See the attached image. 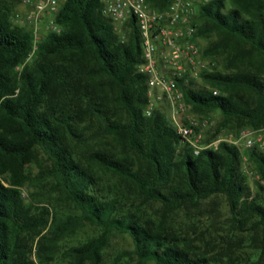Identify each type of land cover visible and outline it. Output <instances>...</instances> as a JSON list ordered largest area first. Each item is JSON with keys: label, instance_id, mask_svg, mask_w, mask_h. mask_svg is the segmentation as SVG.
I'll list each match as a JSON object with an SVG mask.
<instances>
[{"label": "trees", "instance_id": "obj_1", "mask_svg": "<svg viewBox=\"0 0 264 264\" xmlns=\"http://www.w3.org/2000/svg\"><path fill=\"white\" fill-rule=\"evenodd\" d=\"M146 2L162 11L170 0ZM12 12L0 0V264H51L62 241L87 225L98 233L62 252L69 264H103L120 234L133 249L110 264H238L167 225L169 215L201 212L219 198L231 225L251 230L258 252L249 264H264V148L242 155L222 140L195 155L160 109L146 116L138 30L132 19L123 40L100 0H65L54 17L59 32H48L33 53L31 31ZM195 24L213 68L198 89L183 90L184 100L197 114L221 117L201 144L221 129L237 137L264 128V0H213ZM154 203L157 219L144 216Z\"/></svg>", "mask_w": 264, "mask_h": 264}, {"label": "built area", "instance_id": "obj_2", "mask_svg": "<svg viewBox=\"0 0 264 264\" xmlns=\"http://www.w3.org/2000/svg\"><path fill=\"white\" fill-rule=\"evenodd\" d=\"M64 1L21 0L24 9L15 12L13 20L31 31L32 53L48 32H59L54 17ZM100 1L102 14L110 20L116 32L121 33L132 19L138 30L143 58L138 72L146 77L148 88L144 114L149 116L164 105L176 132L190 144L195 155L203 148L216 147L222 140L203 145L201 131H195L192 122L184 124L188 106L183 96V90L187 88L198 89L202 85L201 75L213 68L202 54L195 24L200 8L213 0H170L162 11L151 8L146 0ZM212 93L215 95L217 91ZM224 141L236 146L242 142L247 149L255 146L263 149L264 128H246L237 138Z\"/></svg>", "mask_w": 264, "mask_h": 264}, {"label": "rangeland", "instance_id": "obj_3", "mask_svg": "<svg viewBox=\"0 0 264 264\" xmlns=\"http://www.w3.org/2000/svg\"><path fill=\"white\" fill-rule=\"evenodd\" d=\"M9 5L12 6L13 12L11 14L12 21L14 22L13 15L15 12L23 11L24 7L21 4V0H6ZM15 23V22H14ZM16 24V23H15ZM25 27V26H24ZM28 29V27H25ZM44 32V28L42 29ZM123 33V32H122ZM120 33V34H122ZM123 36V34H122ZM124 36L122 37V39ZM202 45H205L206 42H201ZM214 65L217 68H221V59L214 61ZM160 111H162L166 118L170 121V113L166 106L161 105ZM186 121L193 123L197 127L198 131H201L202 139L206 140L210 138V135L216 131L217 124L221 120L219 113H210L208 115H201L193 112L190 107H187L185 114ZM206 122V123H205ZM237 132L231 130L230 128L221 129L217 138L213 142L218 140H229L235 139ZM237 138V137H236ZM244 155V152L247 148L244 147L242 142L238 143L237 146ZM243 170L248 176V183L253 191L256 190L254 187V181L256 177L252 173L250 166L247 163H243ZM27 173L31 176H34L38 168L35 164L31 163L27 166ZM33 189V188H32ZM32 189L27 187L24 189L25 195ZM27 200V197L25 196ZM53 198L44 200L43 204L50 206ZM159 204L154 203L147 205L143 208L144 216L155 218L159 216ZM64 210H68V207H63ZM229 214L226 207V203L222 199H216L214 205H207L201 212H185L177 211L169 215L167 220V225L173 229L175 232H178L182 235H188L191 239L194 240V244L199 249H204L209 255L214 254L215 252H222V254H229L231 257H234L237 260L238 264H249V261L256 258L258 252L257 244L253 243L251 240V230L247 227L246 231L241 232L236 230L231 223L228 221ZM97 230L91 226H85L77 232L71 238H68L61 243L57 259L51 264H69V262L62 257V252L71 246L77 245L86 239L96 236ZM133 249L132 240L126 234L114 235L108 247L104 251L103 255V264H110V262L121 252H130ZM127 258H124L118 264H127ZM135 264V262H130ZM146 264H153L148 262Z\"/></svg>", "mask_w": 264, "mask_h": 264}]
</instances>
